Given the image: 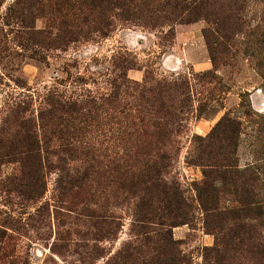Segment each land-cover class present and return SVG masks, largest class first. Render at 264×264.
<instances>
[{
    "label": "rangeland",
    "instance_id": "rangeland-1",
    "mask_svg": "<svg viewBox=\"0 0 264 264\" xmlns=\"http://www.w3.org/2000/svg\"><path fill=\"white\" fill-rule=\"evenodd\" d=\"M58 2L0 0V264H135V246L153 245L135 235V181L152 182L156 153L167 155L159 178L192 205L176 226L179 212H165L162 230L204 264L219 234L194 190L209 166L189 159L223 116L240 124L237 168L257 169L264 199V0H209L191 22L115 10L107 34L74 41L59 36ZM74 102L88 114L76 128L65 113ZM169 116L170 143L156 141L152 121L168 129ZM252 221L257 237L244 235L228 264H264V216Z\"/></svg>",
    "mask_w": 264,
    "mask_h": 264
},
{
    "label": "trees",
    "instance_id": "trees-1",
    "mask_svg": "<svg viewBox=\"0 0 264 264\" xmlns=\"http://www.w3.org/2000/svg\"><path fill=\"white\" fill-rule=\"evenodd\" d=\"M208 7L209 0H59L54 10L60 16V38L74 41L79 35L91 29L102 35L107 34L111 22L105 16L111 11L119 10L120 14L125 16L146 14L154 17H159L160 12H165L162 15L163 18L170 16L169 18L191 22L201 16L205 18ZM220 20L226 21V16H218L215 24H218ZM203 32L207 36L208 31ZM260 40L264 44V30L261 32ZM147 101H149L148 98L143 99L144 103ZM163 107L161 103V108ZM62 108L63 105L60 106V109ZM69 108L68 112L65 111L69 118L67 121L76 128L88 114L76 102ZM169 120L168 129L169 122L164 125L157 119L152 121V126L156 128L154 131L156 141L162 135L170 143L175 129L172 116H169ZM239 126V122L235 119L223 116L211 131L201 138L202 143L198 145L197 154L189 159L191 163L204 160L209 166L203 172V180L194 183V190L197 203L206 214V224H211L219 234L217 246L215 244L212 247L203 248L204 264H228L225 257L229 253L228 250L234 251L243 243L244 235L249 241H254L257 233L256 225L252 220L264 216V199L259 196L263 178L255 167H247L245 170L237 168L235 154ZM155 158L150 159L152 163L150 162L148 166L149 170L153 168L152 182L148 183L140 178L135 181L139 196L136 205L141 213L138 219L141 223L137 226L135 235L142 236L145 243L153 240L150 250L144 251L135 246V264H191L190 259L177 248L178 241L172 239L169 230L167 229V232L162 230L165 223L161 220L162 216H166L165 212L173 208L179 212L178 216L182 217V221L170 222L168 225L176 226L188 222L192 205L177 186L159 178L161 168L165 166L162 163L159 164V161L167 158V155L156 153ZM63 160L59 158L60 163ZM71 179L77 180L78 176L75 174ZM224 192L232 195L227 199V205L226 198L222 196ZM153 220L161 227L148 231V223L154 222ZM152 231L154 235L151 234ZM259 252L264 257V246H259ZM119 255L127 258L132 253L127 247Z\"/></svg>",
    "mask_w": 264,
    "mask_h": 264
}]
</instances>
